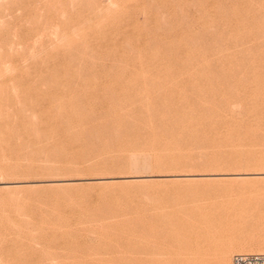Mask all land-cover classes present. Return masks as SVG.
Returning a JSON list of instances; mask_svg holds the SVG:
<instances>
[{
  "label": "rangeland",
  "instance_id": "obj_1",
  "mask_svg": "<svg viewBox=\"0 0 264 264\" xmlns=\"http://www.w3.org/2000/svg\"><path fill=\"white\" fill-rule=\"evenodd\" d=\"M17 1L0 0L1 36L13 41L25 2L37 29L57 28L59 102L45 101L33 161L21 143L0 145V181L4 194L45 204L49 264H181L195 247L153 254L138 226L176 210L175 223H188L187 206L209 215L193 219L200 227L214 219L211 248L246 230L255 237L241 241L264 242V222L248 224L264 201V0ZM241 170L263 174H232ZM15 228L1 241L7 263L23 248Z\"/></svg>",
  "mask_w": 264,
  "mask_h": 264
},
{
  "label": "bare ground",
  "instance_id": "obj_2",
  "mask_svg": "<svg viewBox=\"0 0 264 264\" xmlns=\"http://www.w3.org/2000/svg\"><path fill=\"white\" fill-rule=\"evenodd\" d=\"M6 2L11 6H15L18 4L17 0H6ZM22 4L24 5L25 11L21 14L20 27L17 31L15 30L13 41L10 44L8 43L6 44L5 39L3 38V36H1L0 33V55L2 54L4 55L5 52L6 60L7 59L11 60L9 64L4 63L5 58L4 59L2 58V60H0V145L2 144L10 145L14 142L21 143L20 147L22 148V151L23 150L25 151L26 158L33 161L39 155L41 150V147L38 146L39 142L38 144L36 143L38 138L36 135V133L38 132H36V130L39 127V125L44 121L43 118L44 115L49 113V110L44 109L45 101H48L49 104L53 105L57 100V99L55 100L52 93V90L55 89L54 84H56V73H57L55 71V65L57 63L55 57L56 56L55 42L57 40V30H56L57 28H55L54 26H47V29L44 31L37 29L36 26L32 23L30 12L27 10V6H29V3L25 2ZM7 74L10 75L9 85L5 82L6 81L5 76ZM9 98L11 99V102L9 101ZM57 102L59 101L57 100ZM67 105H68V109L70 110L67 111V114H69L70 112H74L73 109L74 102L71 103V106H69L68 103ZM57 114L59 113L57 112ZM59 115H61V113ZM64 121L65 119L62 122ZM67 121L68 120H66L65 122L67 123ZM131 153L132 152H130V154ZM1 155L2 154L0 148V158L2 157ZM143 156L144 159L142 160L144 161L142 165L143 166L148 165L147 161L145 160L146 155ZM131 162L133 164H137L139 162L138 157H134ZM240 169H244V168H240ZM32 170H33L32 163L31 162H29L28 164L26 163V171L23 172L30 173ZM230 170L233 171L232 169ZM244 171L245 170L234 171L232 172V174H234L236 177L237 176L243 177V175L245 176L250 175L251 177L253 176L259 177V175L263 174L261 173L262 171L261 172H254V171L244 172ZM173 174L175 173L173 172ZM165 177L171 178L173 177V175L172 174L165 175ZM72 178L74 177H71L70 179ZM74 179H72V181ZM5 184H6L5 181H0V264H49V262H51L52 260V254L46 248L47 245H49V243H51L52 240L56 238V233H54L55 230H52L51 228L52 226L49 223V219H50L49 211L47 210L45 204L40 199V197L35 194L36 192L35 193L26 192V194L22 196V198H19L16 195H15L16 197L9 194L7 195V193L6 194L3 193V189L4 187H8L9 185L7 184L5 185ZM11 193L14 192L12 191ZM28 204H32V207L28 208ZM33 205L35 207H33ZM190 207L187 206V208L186 207L185 209L183 208L186 211V215L188 217V219L186 220H188V223L189 220L191 221L190 223H192L193 219H195L197 216L199 217L205 216L204 215L205 212L201 213L200 216L199 213L201 210H199V213L197 214V212L192 210ZM178 211L180 210L173 211L171 215L169 214L166 217H164V214H162L164 218L163 219L161 218L162 215L161 217L159 216L161 218L159 220H157L159 217H157V219L155 218L157 221L153 220L152 225L149 224L148 220H146L147 218L144 219L146 223L145 221H142L143 219L141 220L143 223H139L138 226L139 231L145 237L150 238L151 240L150 241L151 243L148 246V248L153 252V254L157 252H161V250H163L162 248L165 247H170L172 249L173 248L176 249V247H178L179 249V246L189 247L190 245L195 247L194 254L184 255L180 257L179 263L181 264H193L194 263L193 261H195L197 258H199V260L198 262L197 260L195 261L196 264H212L210 262H207V260L209 258H212L213 253H216L217 255L215 264H233V259L231 261V255L233 252H237L235 254L238 253L264 254V242H243L244 236H251L253 238L255 237L254 233L248 232L247 230L246 232L237 231L238 234L236 235L238 239H236L235 241H234V234L233 236H229V237H224L225 235L222 234L223 237L221 236V238L218 237L217 239L215 238L216 236L213 235L214 238L216 239V242L214 244L215 247L212 246L211 248L210 244H208V242L210 243V241L207 242L206 237L213 229L210 228L215 226L214 219L210 221L207 220L209 215L205 216L207 217L206 219L207 222L206 220H204V222L209 223L207 224L208 227L205 225L204 227L203 225H201L202 227H200V223L195 221L197 218H199L197 217L194 220L195 224L192 223L193 226L191 227L187 225L188 223L186 221L185 222L187 224L183 221V219L185 218H178V220H176V223L177 221L179 222V220L182 219L180 223L183 222V224H181L182 225L181 226L179 223H177L180 225V227H176L177 225H175L176 223L173 220L174 218L172 217L173 215H176V213L178 214ZM215 212H217V210ZM12 213L17 214L18 216V222L16 221L15 224H12L11 222V220H13ZM180 213L181 212H179V214ZM212 213H213L212 215L218 214V212L217 213L212 212ZM236 213L239 214V212ZM249 214L251 215V218L249 219L248 224H251V226L253 224L256 225L257 223H263L264 201L258 204V206L254 210H252L251 213ZM238 216L240 218L242 215L239 214ZM204 222L201 224H204ZM196 223L197 224L199 223L198 225L199 228L197 226H194L196 225ZM241 223L238 225H241ZM15 226L17 228V229L15 228L17 230L16 232L18 233L19 236V245H21L23 248L20 251V255L15 254L14 257H17L16 255H18L17 260L12 259L13 261L7 263V258L5 257L6 254H4L3 250L1 249V241L4 238V235H6L5 228L9 227L12 229ZM217 229H218L217 227L216 229L214 228V231ZM212 233L214 234V232ZM165 235L166 238L163 240V237ZM260 235L262 234L260 233ZM205 245L207 246L209 245V246L206 248ZM213 247L217 248L216 251L213 250L214 249Z\"/></svg>",
  "mask_w": 264,
  "mask_h": 264
},
{
  "label": "built area",
  "instance_id": "obj_3",
  "mask_svg": "<svg viewBox=\"0 0 264 264\" xmlns=\"http://www.w3.org/2000/svg\"><path fill=\"white\" fill-rule=\"evenodd\" d=\"M233 264H264V254L238 253L234 255Z\"/></svg>",
  "mask_w": 264,
  "mask_h": 264
}]
</instances>
